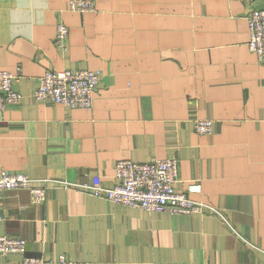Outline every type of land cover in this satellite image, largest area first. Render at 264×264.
<instances>
[{
	"label": "crops",
	"instance_id": "obj_1",
	"mask_svg": "<svg viewBox=\"0 0 264 264\" xmlns=\"http://www.w3.org/2000/svg\"><path fill=\"white\" fill-rule=\"evenodd\" d=\"M0 0V69L22 67L23 97L0 113V174L35 184L115 181L119 159L174 156L175 189L221 207L212 215L147 212L50 185L45 199L0 189V234L58 264H264V64L248 46L246 14L264 0ZM68 27L66 48L53 44ZM89 68L91 107L33 97L46 69ZM210 118L198 134L194 118ZM200 189L189 191V183ZM56 184V183H55ZM22 254L0 264H22Z\"/></svg>",
	"mask_w": 264,
	"mask_h": 264
},
{
	"label": "built area",
	"instance_id": "obj_2",
	"mask_svg": "<svg viewBox=\"0 0 264 264\" xmlns=\"http://www.w3.org/2000/svg\"><path fill=\"white\" fill-rule=\"evenodd\" d=\"M67 9L73 12H94L97 10L96 0H69ZM249 27V48L255 52L258 60L264 64V9L251 8L246 14ZM69 32L67 25L60 20L56 24L53 44L59 49L66 48ZM23 77L22 67L15 70L0 69V113L12 104H19L22 93L13 87V83ZM101 72L89 68L71 70L46 69L37 78V86L32 96L41 100H49L70 107H91L93 93L98 87ZM194 130L211 133L213 122L208 118L194 119ZM115 181L106 185L98 179L79 183L58 180L56 184L63 188H73L90 193L96 197H103L112 203H120L130 207H137L151 212H181L220 215L230 229L232 225L226 215L218 213L216 208L203 201H194L182 191L175 189L178 182L179 164L175 157L153 158L148 162H138L129 159H119L115 163ZM44 181L35 184L23 172H9L3 170L0 174V189H26L30 193L31 201L41 202L45 199L46 188ZM199 190L191 186L190 191ZM1 217V216H0ZM26 240L23 237H10L0 234V255L22 254V264H44L42 256L25 255ZM58 264H90L88 261L72 260L60 255Z\"/></svg>",
	"mask_w": 264,
	"mask_h": 264
},
{
	"label": "rangeland",
	"instance_id": "obj_3",
	"mask_svg": "<svg viewBox=\"0 0 264 264\" xmlns=\"http://www.w3.org/2000/svg\"><path fill=\"white\" fill-rule=\"evenodd\" d=\"M253 9H258V8H253ZM264 9V8H263ZM262 9V10H263ZM247 22V21H246ZM249 39H250V33H249ZM249 46V45H248ZM251 50V49H250ZM252 51V50H251ZM253 52V51H252ZM254 54H255V52H253ZM256 55V54H255ZM257 57V56H256ZM258 59V58H257ZM199 118H203V117H199ZM199 118L198 117H195L194 119H198L199 120ZM193 119V120H194ZM208 119H210V118H208ZM213 122V121H212ZM194 125V124H193ZM198 134L200 133V134H208V133H204L203 131H197V130H195ZM168 157H170V156H168ZM171 157H174V156H171ZM153 158H157V157H152V158H150V159H153ZM176 158V157H175ZM124 159H127V158H124ZM149 159V160H150ZM129 160H131V159H129ZM148 160V161H149ZM132 161H133V159H132ZM134 161H136V160H134ZM148 161H145V162H148ZM139 162V161H138ZM114 171H115V168H114ZM179 174V173H178ZM33 180V179H32ZM69 181V180H68ZM69 182H72V181H69ZM39 185H41V184H39ZM50 185H52V186H59V187H62L61 185H59V184H55V183H52V184H49V186ZM191 186H194V187H198V189H200V184L199 183H197V182H192V183H189V186H188V190L190 191V187ZM49 188H46V195H47V190H48ZM24 190H26V189H24ZM194 191H196V190H194ZM183 193H185L186 195H187V192L186 191H182ZM29 193V192H28ZM46 195H45V197H46ZM29 196H30V193H29ZM31 197V196H30ZM193 199V198H192ZM194 201H199V200H196V199H193ZM30 201H31V198H30ZM202 201V200H201ZM201 201H199V202H201ZM31 202H33V201H31ZM36 203H38V202H36ZM213 207H215L216 208V210H217V212L218 213H221V214H223V215H227L226 213H225V211L221 208V207H216V206H213ZM171 213H179V214H184V213H181V212H172V211H170ZM185 214H190V215H197V216H199L200 214H197V213H185ZM184 214V215H185ZM204 215H210V214H204ZM212 216H214V215H212ZM215 217H217L218 219L220 218V219H222V217L219 215H215ZM226 217H228V216H226ZM231 224V223H230ZM232 225V224H231Z\"/></svg>",
	"mask_w": 264,
	"mask_h": 264
}]
</instances>
